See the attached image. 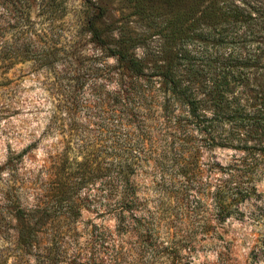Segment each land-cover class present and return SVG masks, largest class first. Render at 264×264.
<instances>
[{
  "label": "trees",
  "instance_id": "1",
  "mask_svg": "<svg viewBox=\"0 0 264 264\" xmlns=\"http://www.w3.org/2000/svg\"><path fill=\"white\" fill-rule=\"evenodd\" d=\"M210 2L196 15L199 0H137L139 15L167 9L141 19L140 33L80 19L71 51L41 53L28 19L0 40V118L11 112L9 72L30 62L41 136L55 137L41 216L13 206L0 264H207L195 258L244 215L264 161V40L252 30L264 19H221ZM243 23L251 34L232 31ZM218 149L230 151L225 163Z\"/></svg>",
  "mask_w": 264,
  "mask_h": 264
},
{
  "label": "rangeland",
  "instance_id": "2",
  "mask_svg": "<svg viewBox=\"0 0 264 264\" xmlns=\"http://www.w3.org/2000/svg\"><path fill=\"white\" fill-rule=\"evenodd\" d=\"M150 1V0H145ZM153 3L155 0H151ZM211 0H199L195 14ZM137 0H0V40H10L24 19L30 25L28 35L41 32V53L50 50H72L71 42L80 19L118 20L123 23L126 34L143 32L145 21L141 19H166L167 9L160 8L161 17L139 15L134 4ZM221 19H264V0H215ZM146 3V2H144ZM183 7L186 3L183 2ZM234 15V17H233ZM263 24V25H262ZM250 24L234 27L233 32H256L264 40V23L258 21L252 30ZM248 26V28L246 27ZM25 28V27H24ZM41 29V31H40ZM147 29V28H146ZM155 28L147 30V36ZM249 30V31H248ZM145 31V30H144ZM90 46H86V49ZM30 62L17 63L9 72L12 78L10 91V114L0 118V231L8 230L9 237L15 235L13 226L18 222L15 207L21 213L37 209L34 217L41 216V187L44 176L43 165L47 155L45 149L55 137L41 136L46 105L42 101L39 75L28 73ZM39 77L40 80L37 78ZM217 158L225 163L230 151L216 150ZM253 177L257 192L241 208L243 216L232 217L224 224L223 237L199 251L196 262L207 264H264V161L259 163ZM11 203L7 204V199ZM88 216V214H87ZM41 227V225H40ZM1 242V238H0ZM217 247L223 251L216 255Z\"/></svg>",
  "mask_w": 264,
  "mask_h": 264
}]
</instances>
